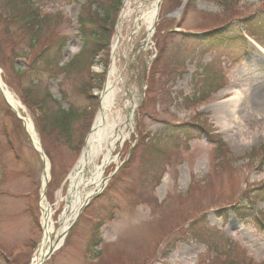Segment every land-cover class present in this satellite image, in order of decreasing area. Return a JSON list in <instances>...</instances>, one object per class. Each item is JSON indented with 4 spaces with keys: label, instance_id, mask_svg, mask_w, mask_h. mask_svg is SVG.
Listing matches in <instances>:
<instances>
[{
    "label": "rangeland",
    "instance_id": "374dc122",
    "mask_svg": "<svg viewBox=\"0 0 264 264\" xmlns=\"http://www.w3.org/2000/svg\"><path fill=\"white\" fill-rule=\"evenodd\" d=\"M5 1L0 0V9ZM142 1L128 0L123 8L130 13L114 34L108 63L105 57L91 62L78 56L76 66L63 70L81 48L76 17L83 0H33L47 19L39 45L67 38L54 73L48 79L43 71L37 88L15 72L27 60L12 59L0 21L2 80L22 104L47 155L45 202L55 231L66 209L69 174L80 156L77 143L90 119L83 114L92 100L87 94H97L100 102L112 61L116 104L135 106L132 134L124 145L135 137V146L140 145L130 153L124 145L115 150L121 162L128 154V161L43 264H264V202H254L243 217L232 208L253 199L264 182V121L249 102L253 92L256 98L254 87L264 82V26L255 19L264 16V0H235L232 7H223V0H160L154 32L146 40L145 27L136 23ZM246 16H252L259 45L239 35ZM174 26L184 31L172 34ZM223 26L236 34L234 40L211 48L198 39ZM23 45L16 38L12 48L21 51ZM104 68L97 90L90 73ZM45 87L80 114L69 144L40 137L35 129L39 111L23 101L22 93L31 88L45 98ZM236 90V112L226 115L231 124L225 125L221 117L237 98ZM52 104L45 98V106ZM184 122L189 139L179 127ZM194 124L206 125L215 137ZM42 171L39 153L0 93V264L13 259L27 264L40 244Z\"/></svg>",
    "mask_w": 264,
    "mask_h": 264
},
{
    "label": "trees",
    "instance_id": "16d2710c",
    "mask_svg": "<svg viewBox=\"0 0 264 264\" xmlns=\"http://www.w3.org/2000/svg\"><path fill=\"white\" fill-rule=\"evenodd\" d=\"M75 1L78 2L79 0ZM235 3V0H223L221 2L223 7H232ZM93 5H95L94 8H92ZM119 7L120 0H83L81 11L77 14L76 19L77 35L81 41L79 56L92 62L98 54H108ZM251 18L252 16H246L240 21L245 25L239 27L240 36H242V31L252 36L255 35L254 30H252ZM255 19L264 26V16H257ZM46 20L45 16L40 14L33 0H6L2 4V9H0V21L3 22L5 41L9 43L12 59L27 60V63L23 66H18L15 72L19 76L26 78L27 82L36 88L41 84L40 78L43 71L47 72V74L49 73L48 79L54 73V68L58 66L61 51L67 41V38L61 37L59 40L54 39L53 46L48 43L41 47L39 41L43 34ZM16 38H20V42L25 44L22 46L21 51L16 50L15 47L12 48ZM235 38L236 34L231 33L228 26H223L206 31L198 39L205 41L211 48H217L223 42H230ZM78 55L68 62L64 69L76 66ZM90 77L102 78V76H97L96 74H90ZM31 89H27L26 92L22 93V98L27 107L39 111L35 125L41 137L54 140L62 138L65 143L69 144L72 136L73 121L79 118L80 114L69 105L67 108L64 107L60 100L52 99L48 90H45V98H51L53 104L52 106H45V98L38 97L35 94L36 89H34V92ZM96 104L97 102L93 98L90 101V108L83 111L86 120L91 117L92 112L90 111L94 110ZM193 126H198L202 130L209 132L206 125L194 124ZM179 127L183 137L185 139L189 138L188 124L184 122L182 127ZM256 201H264V182L255 188L253 199L234 205L232 208L237 215L243 217L249 209H252ZM223 210L224 208H220L217 213L220 215ZM6 262L7 264H16L15 259L6 260Z\"/></svg>",
    "mask_w": 264,
    "mask_h": 264
},
{
    "label": "bare ground",
    "instance_id": "6f19581e",
    "mask_svg": "<svg viewBox=\"0 0 264 264\" xmlns=\"http://www.w3.org/2000/svg\"><path fill=\"white\" fill-rule=\"evenodd\" d=\"M160 0H145L139 5V14L136 17V23L145 27V31L148 38L153 31L155 26L156 18L158 15L157 5ZM128 5V0H124V7ZM130 13L129 9L122 10L121 19H124ZM138 25V26H139ZM264 53L263 51H261ZM115 65L112 62L110 65L107 80L105 82L104 89L100 92V110L96 116L94 128L86 139L85 146L77 160L72 172L69 174V197L72 200L77 194L79 187L84 188L86 191L93 192L95 189L101 187L102 172L100 166L95 163L98 156L103 155V161L108 160V156L113 150L116 143L122 141L125 137L124 128L119 122L123 119L121 117L122 112H125L127 104L129 102L123 103L121 105L116 104L117 92L115 89V81L113 80V72ZM254 71L253 68H251ZM256 98L254 92L249 96V102L255 104V108L259 112V115L264 121V82L261 85H256L254 87ZM0 93L6 103L23 118L24 128L29 136L32 146L35 149H40L38 143L37 134L32 126L31 120L28 117H24V111L22 104L14 96V94L9 90L8 87L2 82L0 78ZM240 96L238 95L233 104L228 107V109L222 115V122L231 124L229 119L226 117L227 114L233 116L236 112L237 102ZM133 107V106H132ZM130 116V115H129ZM130 119V117H128ZM49 179V166L46 163L43 166L42 176H41V188L44 192V187ZM41 222H42V236L41 241L37 249L34 251L30 264H38L42 261L47 249L50 246L58 248L62 244V231L70 224L72 219L77 213V208L75 207L73 213H64L60 217V228L54 230L53 223H51V210L46 204L45 198L42 196L41 202Z\"/></svg>",
    "mask_w": 264,
    "mask_h": 264
},
{
    "label": "water",
    "instance_id": "95a60500",
    "mask_svg": "<svg viewBox=\"0 0 264 264\" xmlns=\"http://www.w3.org/2000/svg\"><path fill=\"white\" fill-rule=\"evenodd\" d=\"M51 252H52V249H50V250L47 252V254H46V256H45V259L49 257V255H50Z\"/></svg>",
    "mask_w": 264,
    "mask_h": 264
}]
</instances>
